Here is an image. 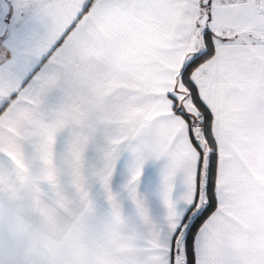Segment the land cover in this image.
<instances>
[{
	"label": "snow or ice",
	"instance_id": "1",
	"mask_svg": "<svg viewBox=\"0 0 264 264\" xmlns=\"http://www.w3.org/2000/svg\"><path fill=\"white\" fill-rule=\"evenodd\" d=\"M0 264H264V0H0Z\"/></svg>",
	"mask_w": 264,
	"mask_h": 264
}]
</instances>
